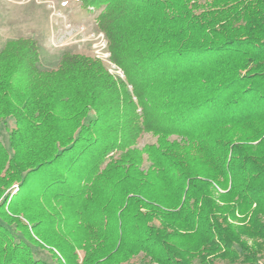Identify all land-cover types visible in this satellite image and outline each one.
Returning <instances> with one entry per match:
<instances>
[{
	"label": "trees",
	"instance_id": "obj_1",
	"mask_svg": "<svg viewBox=\"0 0 264 264\" xmlns=\"http://www.w3.org/2000/svg\"><path fill=\"white\" fill-rule=\"evenodd\" d=\"M80 4L124 78L4 42L0 264H264V0Z\"/></svg>",
	"mask_w": 264,
	"mask_h": 264
},
{
	"label": "rangeland",
	"instance_id": "obj_2",
	"mask_svg": "<svg viewBox=\"0 0 264 264\" xmlns=\"http://www.w3.org/2000/svg\"><path fill=\"white\" fill-rule=\"evenodd\" d=\"M99 11L82 6L80 0H0V48L9 38L32 37L40 44L44 66H54L64 51L79 52L99 59L110 74L119 77L106 37L96 27ZM12 125L10 119L0 125V139L7 148ZM151 141L154 137L145 133L137 146ZM11 188L14 192L16 184ZM37 252L47 264H58L48 252L38 248Z\"/></svg>",
	"mask_w": 264,
	"mask_h": 264
},
{
	"label": "built area",
	"instance_id": "obj_3",
	"mask_svg": "<svg viewBox=\"0 0 264 264\" xmlns=\"http://www.w3.org/2000/svg\"><path fill=\"white\" fill-rule=\"evenodd\" d=\"M113 64H114V63H113ZM115 67L118 68V66H116V65H115ZM116 73H117L118 75L120 74V75H119L120 78H124V74H123V72L121 71L120 68H118V69L116 70Z\"/></svg>",
	"mask_w": 264,
	"mask_h": 264
},
{
	"label": "snow or ice",
	"instance_id": "obj_4",
	"mask_svg": "<svg viewBox=\"0 0 264 264\" xmlns=\"http://www.w3.org/2000/svg\"><path fill=\"white\" fill-rule=\"evenodd\" d=\"M65 2H67V0H65Z\"/></svg>",
	"mask_w": 264,
	"mask_h": 264
}]
</instances>
